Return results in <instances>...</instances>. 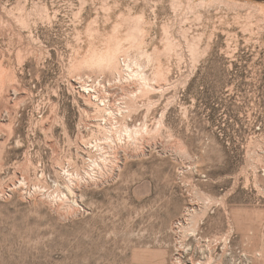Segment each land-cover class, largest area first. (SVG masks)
Listing matches in <instances>:
<instances>
[{"label":"rangeland","instance_id":"374dc122","mask_svg":"<svg viewBox=\"0 0 264 264\" xmlns=\"http://www.w3.org/2000/svg\"><path fill=\"white\" fill-rule=\"evenodd\" d=\"M138 22L156 89L86 62ZM105 119L151 138L72 190ZM196 194L215 203L185 236ZM177 259L264 264V0H0V264Z\"/></svg>","mask_w":264,"mask_h":264},{"label":"bare ground","instance_id":"6f19581e","mask_svg":"<svg viewBox=\"0 0 264 264\" xmlns=\"http://www.w3.org/2000/svg\"><path fill=\"white\" fill-rule=\"evenodd\" d=\"M141 31H142L141 25L139 22L136 24H133L131 26H128L127 33L125 34V38L123 40H120L119 42H113L112 39H110V42L108 44H106L107 47L105 49H103V50L94 49L93 52L89 53L86 57V62L87 63L93 62V64H95V66L97 65L96 67H99L102 69L112 70L113 68H116V74H117V76H119L118 78H120V79H121L123 69H127L128 71L131 72V73L129 72L131 75L137 77V79L140 80L139 83L140 84L142 83L143 87H146L148 90L149 89H156L153 87L154 80H165L166 75L164 76V74H163L164 72L162 73L161 69L159 68V71L155 74L154 80L152 81V80H150V78H148V74L145 73L146 70L144 71V66H143V64L145 62L146 63L147 62L153 63L155 61V58L151 57L150 55H148L145 52H141V50H139V53L137 55L133 56L132 52L129 51L127 48V43H129V42L133 41L136 44L140 43L141 38H142V32ZM118 32H119V30L116 29L115 33H118ZM172 44L173 43H169V46L171 48L173 47ZM103 47H105V46H103ZM122 65H123V67H122ZM133 76H131V77H133ZM127 79L131 80L130 78H127ZM89 83L91 84V81H89ZM87 88H85V91L89 92V94H90V91ZM110 97L111 96H109L107 101L111 102ZM106 98L107 97H105V99ZM93 99L96 102V105L98 107H100V106L107 107L106 101L102 100L101 96L96 95L95 97H93ZM112 106L109 105V107L107 109L109 116H113L115 111H116V109H113ZM119 122L120 121L117 120L114 123H111L107 119L102 120L100 123L98 122L97 125L100 127V131L102 130V132L105 133V135H104L105 137H103L105 145L102 146V148H101L102 158L101 157L100 158L102 160L100 163L92 162L91 164H89V162H87L89 165H87L88 168L86 167L87 169L84 171V174L86 176H83V174L81 173L83 176V178H81V175L78 173V171L77 172L74 171L77 168L76 166H75L76 168L73 171H72V169H73V167H72V169H71L72 172L69 171L70 170L69 166H68V170L63 169V172L61 171L65 175V177H67V179H69L70 182L72 183V186H73L72 190L78 191L80 189L81 184L84 186L96 184V181L101 180V179H99L98 174L101 173L104 176L105 174L108 173L107 169L111 166V164L118 162V158H119L118 155L119 154L121 155V153H123V151L126 150L125 149L122 151L121 148L124 149V148L128 147L129 143H131L132 146H134L135 148L136 147L139 148L140 147L139 145H141L142 142H145L146 139L149 140L151 138V136L149 135L151 132H149L150 130L147 129L146 127L131 129L126 123H122V122L119 123ZM162 123H163L162 121H159V127L162 126ZM104 129H105V132H104ZM102 132H101V134H102ZM116 134H117V136H116ZM84 144H86V143L84 142ZM85 147H87V146H85ZM88 147H89V148H87L88 150L90 148H92V147H90V145H88ZM112 150L114 152H112ZM91 152H92V150H91ZM72 166H74V165H72ZM85 166H83V168ZM111 168H112V166L110 167V169ZM74 182H75V184H74ZM196 195H197V199L200 201L201 205L198 206V208H194V210L191 211L192 213L189 215L190 218L187 219L189 222L187 221L188 223H185V224H187L186 226H185V224L179 223L178 232L184 233L185 236H188V234H190V233H193V234L196 233L200 219L203 218L208 213L209 208H211L212 205L215 203V200L210 196L202 195V194H196ZM51 202L50 203L53 204L54 206H62V205H60L59 202L57 203V201L55 199H53V201H51ZM63 202H64V200H63ZM64 207L66 208V206H64ZM55 208H57V207H55ZM176 264H182V260L177 259Z\"/></svg>","mask_w":264,"mask_h":264}]
</instances>
